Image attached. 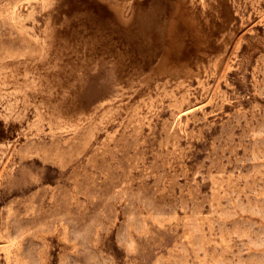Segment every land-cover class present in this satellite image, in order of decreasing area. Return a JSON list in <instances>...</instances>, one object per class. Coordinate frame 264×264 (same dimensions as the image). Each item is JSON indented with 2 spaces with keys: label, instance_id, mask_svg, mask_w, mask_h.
Segmentation results:
<instances>
[{
  "label": "rangeland",
  "instance_id": "rangeland-1",
  "mask_svg": "<svg viewBox=\"0 0 264 264\" xmlns=\"http://www.w3.org/2000/svg\"><path fill=\"white\" fill-rule=\"evenodd\" d=\"M0 264H264V0H0Z\"/></svg>",
  "mask_w": 264,
  "mask_h": 264
}]
</instances>
